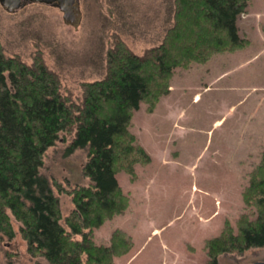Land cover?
<instances>
[{
    "label": "rangeland",
    "instance_id": "obj_1",
    "mask_svg": "<svg viewBox=\"0 0 264 264\" xmlns=\"http://www.w3.org/2000/svg\"><path fill=\"white\" fill-rule=\"evenodd\" d=\"M174 11L175 0H79L74 19H66L51 4L8 12L0 3V42L29 64L42 50L63 94L79 102L83 83L104 76L116 37L142 54L164 39ZM237 24L248 40L243 48L176 66L168 92L134 110L130 131L151 160L133 162V173L119 167L129 205L93 228L98 244L110 245L116 229L133 241L114 264H208L207 240L221 234L227 219L237 232L240 215L251 213L243 192L264 152V0H250ZM72 137L50 146L41 168L64 224L75 207L72 191L92 183L84 172L88 149L67 151ZM11 219L15 234L0 233V264L46 263L29 252L20 222ZM257 260H264V246L219 255V264Z\"/></svg>",
    "mask_w": 264,
    "mask_h": 264
},
{
    "label": "trees",
    "instance_id": "obj_2",
    "mask_svg": "<svg viewBox=\"0 0 264 264\" xmlns=\"http://www.w3.org/2000/svg\"><path fill=\"white\" fill-rule=\"evenodd\" d=\"M249 1L175 0L173 24L161 43L138 54L116 37L104 76L83 83L79 102L63 94L42 50L29 64L6 54L0 42V233L14 236L15 217L29 252L46 259L38 264H114L115 255L128 252L133 241L124 230L116 229L110 245H103L95 242L93 228L129 205L116 177L119 167L133 173V162L151 160L130 131L133 112L168 92L176 66L243 48L248 40L237 20ZM64 134H73L68 152L88 149L84 172L92 181L72 191L75 207L66 224L53 184L41 171L45 151ZM243 200L251 213L240 215L237 232L227 219L221 234L207 240L208 264H219L224 252L264 246V152Z\"/></svg>",
    "mask_w": 264,
    "mask_h": 264
},
{
    "label": "water",
    "instance_id": "obj_3",
    "mask_svg": "<svg viewBox=\"0 0 264 264\" xmlns=\"http://www.w3.org/2000/svg\"><path fill=\"white\" fill-rule=\"evenodd\" d=\"M38 2L42 4H51L53 6H58L64 13V17L73 18V12L76 7L79 5V0H0L1 5L8 12H15L23 7H25L28 3ZM69 5L74 8H70ZM239 264H264V260H257L253 262H241Z\"/></svg>",
    "mask_w": 264,
    "mask_h": 264
},
{
    "label": "flooded vegetation",
    "instance_id": "obj_4",
    "mask_svg": "<svg viewBox=\"0 0 264 264\" xmlns=\"http://www.w3.org/2000/svg\"><path fill=\"white\" fill-rule=\"evenodd\" d=\"M58 7V6H57ZM70 8H74L73 6L69 5ZM59 9H61L60 7H58Z\"/></svg>",
    "mask_w": 264,
    "mask_h": 264
}]
</instances>
